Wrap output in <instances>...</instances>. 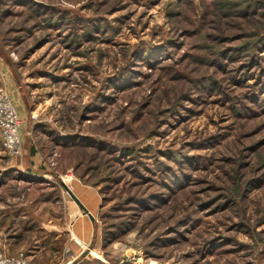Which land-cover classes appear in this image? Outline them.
Returning a JSON list of instances; mask_svg holds the SVG:
<instances>
[{
	"label": "rangeland",
	"instance_id": "1",
	"mask_svg": "<svg viewBox=\"0 0 264 264\" xmlns=\"http://www.w3.org/2000/svg\"><path fill=\"white\" fill-rule=\"evenodd\" d=\"M0 49L22 139L0 170L24 164L0 171L1 252L264 264V0H0ZM61 181L94 190L82 242Z\"/></svg>",
	"mask_w": 264,
	"mask_h": 264
},
{
	"label": "crops",
	"instance_id": "2",
	"mask_svg": "<svg viewBox=\"0 0 264 264\" xmlns=\"http://www.w3.org/2000/svg\"><path fill=\"white\" fill-rule=\"evenodd\" d=\"M1 78L8 81L9 86H10V88H12V90H15L17 87H19V85L17 84V81H15V78L12 76V73L10 71V68L7 65V62H5V59H4L3 54L1 52V49H0V82H1ZM29 160H31V161L34 160L33 163L34 162L36 163L37 158H35V157L33 158L31 155V156H29ZM17 165L9 164L8 166H5L4 169L5 168H14V167L19 169L20 167L23 168L22 165H24V164L21 163L18 166ZM4 169H2V170H4ZM2 170H0V171H2ZM72 183L73 184H72L71 190L74 192V194L77 196V198H79L80 202L86 206L87 211L92 213L93 210H95L97 208V205H98V202L95 201V194H94L93 188L90 186H87L84 183H80L79 181H75ZM73 203H70L67 200V204H66L67 210L66 211H67L68 215H70L71 211L73 212V214H75V221L73 222V226H75V229L80 236V241L82 242L83 240H87L90 236V226L92 224V220L90 219L91 217H86V215L79 213V211L80 210L82 211L83 208H81L76 201ZM21 215H23V214H21ZM69 220H70V218H69ZM83 227H84V229H83ZM43 228H45V227L43 226ZM46 229H48V228H46ZM57 230H59V232L56 231L57 234H60L62 231H66L65 227H60V229L58 227ZM73 248L79 249L80 247L77 246L76 244H74ZM72 252L74 253V255H76L80 251H77V252L71 251L68 253V255L69 254L72 255L73 254ZM74 255H72V257H74Z\"/></svg>",
	"mask_w": 264,
	"mask_h": 264
},
{
	"label": "built area",
	"instance_id": "3",
	"mask_svg": "<svg viewBox=\"0 0 264 264\" xmlns=\"http://www.w3.org/2000/svg\"><path fill=\"white\" fill-rule=\"evenodd\" d=\"M19 118L8 94L0 88V140L9 154L19 155L22 139L19 133ZM0 264H29L23 258L10 256L0 251Z\"/></svg>",
	"mask_w": 264,
	"mask_h": 264
},
{
	"label": "water",
	"instance_id": "4",
	"mask_svg": "<svg viewBox=\"0 0 264 264\" xmlns=\"http://www.w3.org/2000/svg\"><path fill=\"white\" fill-rule=\"evenodd\" d=\"M61 184L63 185V187L65 188V190H67L68 194L71 196L72 199H74L81 208H83L85 211H87L86 206L80 202L79 198H77V196L74 194V192L71 190V188L68 186L67 183H64L63 181H61ZM87 213H89L90 217L93 219L94 216L92 213H90L89 211H87Z\"/></svg>",
	"mask_w": 264,
	"mask_h": 264
},
{
	"label": "trees",
	"instance_id": "5",
	"mask_svg": "<svg viewBox=\"0 0 264 264\" xmlns=\"http://www.w3.org/2000/svg\"><path fill=\"white\" fill-rule=\"evenodd\" d=\"M82 141V139H80V140H78V139H75V140H73V141H69V142H64L63 144L65 145L66 143L68 144V143H70V144H72V143H77V144H80V142ZM31 152H33V150H31Z\"/></svg>",
	"mask_w": 264,
	"mask_h": 264
}]
</instances>
